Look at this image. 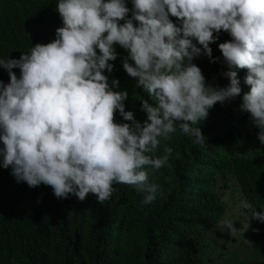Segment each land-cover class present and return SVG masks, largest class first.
Segmentation results:
<instances>
[{
  "label": "clouds",
  "instance_id": "9594fccd",
  "mask_svg": "<svg viewBox=\"0 0 264 264\" xmlns=\"http://www.w3.org/2000/svg\"><path fill=\"white\" fill-rule=\"evenodd\" d=\"M56 11L62 26L54 40L0 59L9 77L0 80V167L11 168L17 183L49 186L57 199L92 194L101 204L119 183L153 202L159 186L150 173L167 165L173 149L150 154L177 130L204 145L193 125L241 95L239 70L250 88L240 111L264 144V0H58ZM222 32L230 37L218 44L228 84L219 87L193 61L217 63L211 45ZM116 46L127 53L123 70L147 93L143 122L125 110L127 89L115 90L119 79L109 83L105 74L114 71ZM242 207L264 223V211L246 200ZM222 223L237 233L233 221Z\"/></svg>",
  "mask_w": 264,
  "mask_h": 264
},
{
  "label": "trees",
  "instance_id": "16d2710c",
  "mask_svg": "<svg viewBox=\"0 0 264 264\" xmlns=\"http://www.w3.org/2000/svg\"><path fill=\"white\" fill-rule=\"evenodd\" d=\"M57 3L0 0V59H18L35 44L54 40L56 28L62 26ZM228 39L222 32L211 45L213 56L220 58L217 63H209L204 56L193 61L213 86L228 84L221 75L227 69L218 49ZM116 50L120 55L111 62L114 71L105 74L109 83L119 79L115 90L127 89L125 110L143 122L147 115L140 110V98L148 99L147 93L123 70L121 61L127 53L119 46ZM14 71L19 76V70ZM245 76L246 70L238 71L239 97L224 105L217 103L206 120L193 125L201 128L204 145L177 130L150 154L163 156L165 146L173 149L167 165L150 173V182L159 190L149 204L143 203L144 194L134 186L119 183H114L111 197L102 204L92 194L82 202L71 194L57 199L51 187L17 183L11 168L0 167V264L221 262L226 246L219 243L217 228L224 227L222 222L231 220L235 226L241 219L247 222L251 212L242 207L245 200L264 211V144L258 139L260 129L239 108L250 90ZM0 80L9 81L3 69ZM116 120L122 122L119 114ZM251 225L252 241L264 244V223L251 219Z\"/></svg>",
  "mask_w": 264,
  "mask_h": 264
},
{
  "label": "rangeland",
  "instance_id": "374dc122",
  "mask_svg": "<svg viewBox=\"0 0 264 264\" xmlns=\"http://www.w3.org/2000/svg\"><path fill=\"white\" fill-rule=\"evenodd\" d=\"M236 227L238 231L235 235H230L223 226L217 228L218 241L225 243L226 246L223 260L217 264H225L224 261H227V264H230V261L234 262L233 264L240 261L243 264H264V244L252 241L251 219L248 218L247 222L239 220V225Z\"/></svg>",
  "mask_w": 264,
  "mask_h": 264
}]
</instances>
